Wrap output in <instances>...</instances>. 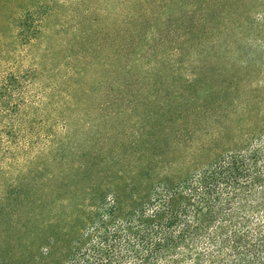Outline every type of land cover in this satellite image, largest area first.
Returning a JSON list of instances; mask_svg holds the SVG:
<instances>
[{"label":"rangeland","instance_id":"374dc122","mask_svg":"<svg viewBox=\"0 0 264 264\" xmlns=\"http://www.w3.org/2000/svg\"><path fill=\"white\" fill-rule=\"evenodd\" d=\"M259 9L246 20L262 24ZM129 14L128 0H0V264H38L42 246L67 264L93 224L140 210L134 182L153 147L181 176L194 147L209 148L205 162L264 129V50L248 28L220 58L174 55L175 31L154 55L150 32L128 48ZM212 84L223 104L191 133L176 113L203 107Z\"/></svg>","mask_w":264,"mask_h":264},{"label":"trees","instance_id":"16d2710c","mask_svg":"<svg viewBox=\"0 0 264 264\" xmlns=\"http://www.w3.org/2000/svg\"><path fill=\"white\" fill-rule=\"evenodd\" d=\"M128 6L126 41L131 50L150 32L146 40L159 47L149 52L165 54L169 52L165 37L175 31L173 39L179 45L170 49L174 55L220 58L236 30L248 28L261 40L255 49L263 53L264 0H128ZM254 6L261 8L262 24L246 20ZM185 19L184 25L168 31L160 28ZM203 90L207 94L203 107L176 113L178 118L186 117L191 133L200 131L202 120L223 104L224 96L214 84ZM258 129L253 136L245 134L239 146L234 143L222 153L213 151L205 162L209 148L194 147L196 159L181 176L169 170L178 159L164 163V153L160 151L157 160L159 153L152 148L159 144L169 149L171 141L165 145L154 140L144 156L145 173L140 171L134 182L147 194L141 209L110 225L93 224L83 234V244L79 247L76 242V257L67 264H264V129ZM13 144L17 150L23 148L21 141ZM5 150L8 154L11 149ZM156 163H163L158 172ZM42 248L38 264H50L48 247Z\"/></svg>","mask_w":264,"mask_h":264}]
</instances>
